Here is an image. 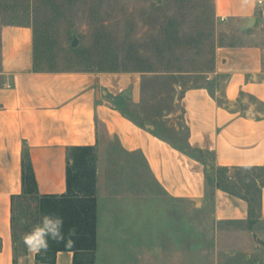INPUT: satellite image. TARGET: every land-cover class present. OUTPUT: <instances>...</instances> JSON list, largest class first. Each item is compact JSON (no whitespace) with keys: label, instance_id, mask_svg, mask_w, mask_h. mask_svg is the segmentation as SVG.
I'll list each match as a JSON object with an SVG mask.
<instances>
[{"label":"crops","instance_id":"1","mask_svg":"<svg viewBox=\"0 0 264 264\" xmlns=\"http://www.w3.org/2000/svg\"><path fill=\"white\" fill-rule=\"evenodd\" d=\"M258 1L213 0L216 16L250 41L218 44L211 79L183 88L186 131L176 140L132 116L141 73L36 69L33 27L2 25L0 264H50L16 253L12 196L23 189L24 150L40 194H63L70 148L85 145L97 151L94 264H264L255 239L264 240V185L254 223L249 202L217 185L220 167L231 175L264 167V6ZM137 159L148 183L130 176ZM90 258L89 251L59 250L55 264Z\"/></svg>","mask_w":264,"mask_h":264},{"label":"rangeland","instance_id":"2","mask_svg":"<svg viewBox=\"0 0 264 264\" xmlns=\"http://www.w3.org/2000/svg\"><path fill=\"white\" fill-rule=\"evenodd\" d=\"M4 24L33 27L39 69L141 73V95L129 110L173 140L186 131L183 88L205 81L218 44L250 41L216 16L213 0H0V30ZM134 168L133 179L151 180L142 159ZM17 214L24 251L21 237L39 221L37 205L24 199Z\"/></svg>","mask_w":264,"mask_h":264},{"label":"trees","instance_id":"3","mask_svg":"<svg viewBox=\"0 0 264 264\" xmlns=\"http://www.w3.org/2000/svg\"><path fill=\"white\" fill-rule=\"evenodd\" d=\"M34 42V67L38 68ZM23 189L20 194L12 196V230L18 244V214L19 204L24 199L32 198L37 205L39 220L43 214H56L64 220V232L75 227L74 245L65 247L50 241L46 254L37 255L38 259L55 264V256L59 250H74L77 256L79 250L89 251L91 258L87 264H94V252L97 246V197L96 172L97 151L94 146H74L70 148L67 166V192L63 194H40L34 166L30 154L24 150L22 157ZM242 174H246L245 177ZM217 185L232 194L241 196L249 202L250 222L259 217L261 208V186L264 185V167H242L231 175L229 169H217ZM77 264V262H76Z\"/></svg>","mask_w":264,"mask_h":264},{"label":"clouds","instance_id":"4","mask_svg":"<svg viewBox=\"0 0 264 264\" xmlns=\"http://www.w3.org/2000/svg\"><path fill=\"white\" fill-rule=\"evenodd\" d=\"M76 235L75 227L70 228L65 234L64 220L56 214H43L40 220L22 237V243L28 253L44 255L48 252L50 241L72 247Z\"/></svg>","mask_w":264,"mask_h":264},{"label":"water","instance_id":"5","mask_svg":"<svg viewBox=\"0 0 264 264\" xmlns=\"http://www.w3.org/2000/svg\"><path fill=\"white\" fill-rule=\"evenodd\" d=\"M255 22H256V19L253 18V19L250 21L249 26H253V25L255 24ZM77 43H78V39L75 38L72 44H73V45H76Z\"/></svg>","mask_w":264,"mask_h":264},{"label":"built area","instance_id":"6","mask_svg":"<svg viewBox=\"0 0 264 264\" xmlns=\"http://www.w3.org/2000/svg\"><path fill=\"white\" fill-rule=\"evenodd\" d=\"M259 5H261V7L264 6V1L263 0H259L258 1ZM226 18L224 16L221 17V20H225ZM207 79H211V75H207Z\"/></svg>","mask_w":264,"mask_h":264}]
</instances>
